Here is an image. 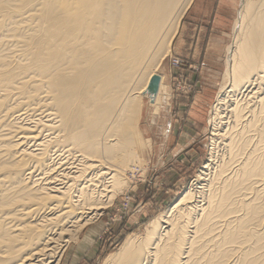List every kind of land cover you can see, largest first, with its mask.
<instances>
[{"label": "bare ground", "instance_id": "6f19581e", "mask_svg": "<svg viewBox=\"0 0 264 264\" xmlns=\"http://www.w3.org/2000/svg\"><path fill=\"white\" fill-rule=\"evenodd\" d=\"M192 1L0 0V264H60L127 188ZM239 13L208 163L103 264H264V0Z\"/></svg>", "mask_w": 264, "mask_h": 264}, {"label": "rangeland", "instance_id": "374dc122", "mask_svg": "<svg viewBox=\"0 0 264 264\" xmlns=\"http://www.w3.org/2000/svg\"><path fill=\"white\" fill-rule=\"evenodd\" d=\"M238 1L235 21L243 8L244 0ZM234 36L233 27L223 56L199 59L198 70L191 68L196 65L192 58L174 53L173 48L167 54L158 68V73L164 77L163 85L168 89L169 100L163 103L161 101L157 110L152 105L151 97L144 100L137 127L142 140L148 146L138 148L137 153L141 151L138 153L140 164L134 166L135 170L130 169L124 173V177H128H125L127 188L118 192L98 219L86 225L77 237L71 239L60 264H103L108 255L117 251L127 236L144 232L149 221L167 210L192 185L210 159V116L226 80L228 47L233 43ZM180 94L191 100L188 102L184 98L180 99L179 102L185 105L179 114V110H175L173 98ZM171 115L175 119L182 117L183 124H187V127L193 128L198 134L184 136L183 145L175 152L171 153L175 150L173 146H167L164 151L170 147L169 152L160 154V146L165 143L170 145L174 141L173 138H168L166 142L164 136L172 127ZM181 127L183 129V125ZM220 148L221 146L217 149L219 154L223 152Z\"/></svg>", "mask_w": 264, "mask_h": 264}, {"label": "crops", "instance_id": "0c3cea01", "mask_svg": "<svg viewBox=\"0 0 264 264\" xmlns=\"http://www.w3.org/2000/svg\"><path fill=\"white\" fill-rule=\"evenodd\" d=\"M238 6V0H193L182 19L179 31L174 39L172 45L174 53L192 58L193 63L196 64L191 67L194 70H198L200 66L198 60L201 58H221L235 24V14ZM194 76H196L195 73ZM181 98L186 99L188 102L191 100V98L182 94L175 95L173 103L176 106L175 110H179V114L181 110H184L185 105L179 102ZM178 104L180 106H177ZM185 108H187V105ZM170 119L172 127L164 136L166 142L168 138H173L174 141L170 145L165 143L160 146V154L169 152L168 150L172 146L175 150L171 151V153L175 152L177 148L183 145L184 136L190 137L193 133L198 134L193 128L183 124L184 120H182V117L181 119H175L171 115ZM190 122L192 123V121ZM182 130L185 131L182 132ZM167 146H170L169 149L164 151Z\"/></svg>", "mask_w": 264, "mask_h": 264}, {"label": "water", "instance_id": "95a60500", "mask_svg": "<svg viewBox=\"0 0 264 264\" xmlns=\"http://www.w3.org/2000/svg\"><path fill=\"white\" fill-rule=\"evenodd\" d=\"M161 76L159 74H155L150 82V92L155 93L158 91L160 85Z\"/></svg>", "mask_w": 264, "mask_h": 264}]
</instances>
